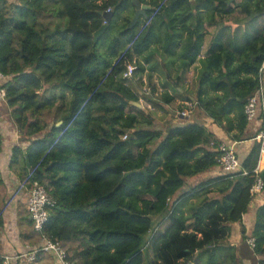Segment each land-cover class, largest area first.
I'll return each instance as SVG.
<instances>
[{
  "label": "trees",
  "instance_id": "trees-1",
  "mask_svg": "<svg viewBox=\"0 0 264 264\" xmlns=\"http://www.w3.org/2000/svg\"><path fill=\"white\" fill-rule=\"evenodd\" d=\"M139 1L152 9L130 28L132 0H0V87L22 136L11 166L23 162L21 180L32 172L56 200L44 233L76 264H240L227 239L249 211L260 158L245 108L264 59V0ZM109 9L115 15L95 43ZM120 15L119 34H109ZM163 39L183 77L202 60L195 99L176 110L197 108L232 141H255L240 170L188 189V178L220 167L224 142L195 120L156 128L143 101L168 115L185 93H158L155 66L146 71L134 54ZM126 57L138 66L133 78L124 76ZM3 142L0 132V152ZM250 237L264 264V203Z\"/></svg>",
  "mask_w": 264,
  "mask_h": 264
},
{
  "label": "crops",
  "instance_id": "crops-1",
  "mask_svg": "<svg viewBox=\"0 0 264 264\" xmlns=\"http://www.w3.org/2000/svg\"><path fill=\"white\" fill-rule=\"evenodd\" d=\"M132 11L133 9L128 7L124 11L125 16L131 15ZM123 20L124 16L119 20L117 26L121 25ZM215 33L216 29H212L207 33L203 48L204 51L209 46ZM186 36L187 33L185 34ZM165 46L166 41L163 39L154 44L146 53L134 54V59L143 63L146 71L152 66H155L153 80L158 93L161 94L164 90H169L174 95H176L177 90L185 93L182 98L176 95V106L168 107L170 114L165 117L163 123H160L156 119L158 122L156 128L166 133L168 127L171 125H181L187 123L189 119L205 123L209 129L216 133L222 142L234 144L238 158L243 160L254 145V140L232 141L222 128L215 124L212 125V119L205 117L197 108H195L192 114L190 110L187 118L178 117V112L175 115V112L178 111L176 109L181 105L183 107L188 106V98L191 101L195 99L198 74L200 68H202V60L199 58V61L191 66L186 76L183 77L181 73L183 61L175 57H168L169 55L166 54ZM177 49L180 51L181 46H178ZM181 77L183 78L182 80H180ZM172 108L176 111L173 112ZM9 111L7 102L0 101V132L4 136V142L0 152V218L2 220V225L0 226V255L26 253L39 243V237L33 230L32 221L28 213V193L23 191L20 194H16L18 184L21 180V174L24 172V163L20 162L16 166H11V158L13 147L20 143L22 136L9 118ZM249 128L252 131H256V124L250 123ZM23 147L26 148L27 146ZM223 173L222 169L217 167L195 178H188L185 189H188L207 176H218ZM263 203L264 192L253 197L249 205V211L243 216L242 224L234 223L231 225V231L227 239V247H233L231 253L236 254V257L240 260V264H259V256L254 253L248 241L251 238L250 235L255 222L256 209ZM244 229L246 237H244ZM230 260V256L226 257V261L230 262ZM18 264L21 263L18 262ZM30 264H57V262L53 255L41 254L36 262ZM218 264L223 263L218 261Z\"/></svg>",
  "mask_w": 264,
  "mask_h": 264
},
{
  "label": "built area",
  "instance_id": "built-area-1",
  "mask_svg": "<svg viewBox=\"0 0 264 264\" xmlns=\"http://www.w3.org/2000/svg\"><path fill=\"white\" fill-rule=\"evenodd\" d=\"M107 11H111L110 9ZM157 13V11L155 12ZM155 15V14H154ZM106 22V21H104ZM141 25L139 33L149 24ZM126 68L124 73L126 78H133L134 71L138 68L136 61L126 57ZM5 79L4 74L0 71V82ZM150 92V88H146ZM0 101H6V88L0 87ZM245 112L247 120L256 124V139L261 142L260 158L257 167L254 169L255 183L251 188L252 196L263 194L264 192V166L261 167V160L264 158V59L258 71V86L254 95L249 99ZM190 109L178 111L180 117H188ZM221 158L219 166L224 173H233L241 169V162L237 156L234 144L223 143L220 146ZM26 191L28 193V213L32 221L33 230L39 237V243L26 253L17 255H1L2 264H30L36 262L41 254H51L56 258L57 264H76L68 259L65 246L59 241L52 240L44 233V228L49 219V211L57 204L54 197L48 192L47 188L38 181L32 180L30 172L23 180H20L16 194ZM152 232L149 236H152ZM251 248L255 247V239H249Z\"/></svg>",
  "mask_w": 264,
  "mask_h": 264
},
{
  "label": "water",
  "instance_id": "water-1",
  "mask_svg": "<svg viewBox=\"0 0 264 264\" xmlns=\"http://www.w3.org/2000/svg\"><path fill=\"white\" fill-rule=\"evenodd\" d=\"M233 0H229L228 2L231 3ZM134 6H135V15L131 21L130 28H133L137 23L139 22L140 18H147V11L151 10L152 7L146 4H142L139 0H132ZM103 15V18L106 22L100 27L99 30H97L94 33V42L97 43L99 39L104 35V33L109 28L110 23L112 22V19L115 15L113 11H104L101 12ZM137 106H141L139 103H135ZM61 125V122L58 123V126ZM264 176V172L262 174Z\"/></svg>",
  "mask_w": 264,
  "mask_h": 264
},
{
  "label": "rangeland",
  "instance_id": "rangeland-1",
  "mask_svg": "<svg viewBox=\"0 0 264 264\" xmlns=\"http://www.w3.org/2000/svg\"><path fill=\"white\" fill-rule=\"evenodd\" d=\"M122 18V15H120L119 17H118V19H115L114 20V22L112 23L113 25V28H112V30H110V32H109V34H114V35H118L119 33V31H118V26H116L117 24H119V19H121ZM132 46H133V44H129L128 45V47L127 48H131L132 49ZM69 97L70 96H68L67 98L69 99ZM143 104L146 106V108H147V110H148V113H150V114H152V117L153 118H155V119H157L160 123H163V121H164V119H165V117H167V115H165L166 113H162V112H160V111H157V109H154V108H150V106L149 105H147L146 103H145V101H143ZM142 104V105H143ZM141 105V106H142ZM140 106V107H141ZM192 107H193V105H192ZM192 107H190V108H192ZM159 113V114H158ZM53 117H54V114L53 113H49V112H47L46 114H45V119L47 120V122H53L54 121V119H53ZM171 118V117H170ZM172 118H173V116H172ZM174 120V119H173ZM188 122H190V121H192L191 119H189V120H187Z\"/></svg>",
  "mask_w": 264,
  "mask_h": 264
},
{
  "label": "bare ground",
  "instance_id": "bare-ground-1",
  "mask_svg": "<svg viewBox=\"0 0 264 264\" xmlns=\"http://www.w3.org/2000/svg\"><path fill=\"white\" fill-rule=\"evenodd\" d=\"M262 167L264 166V158L262 159V163H261Z\"/></svg>",
  "mask_w": 264,
  "mask_h": 264
},
{
  "label": "flooded vegetation",
  "instance_id": "flooded-vegetation-1",
  "mask_svg": "<svg viewBox=\"0 0 264 264\" xmlns=\"http://www.w3.org/2000/svg\"><path fill=\"white\" fill-rule=\"evenodd\" d=\"M135 7V6H134ZM136 10V9H135Z\"/></svg>",
  "mask_w": 264,
  "mask_h": 264
},
{
  "label": "clouds",
  "instance_id": "clouds-1",
  "mask_svg": "<svg viewBox=\"0 0 264 264\" xmlns=\"http://www.w3.org/2000/svg\"><path fill=\"white\" fill-rule=\"evenodd\" d=\"M250 239V238H249Z\"/></svg>",
  "mask_w": 264,
  "mask_h": 264
}]
</instances>
